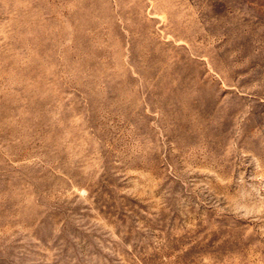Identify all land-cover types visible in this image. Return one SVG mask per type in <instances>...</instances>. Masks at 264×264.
Instances as JSON below:
<instances>
[{
    "label": "rangeland",
    "instance_id": "obj_1",
    "mask_svg": "<svg viewBox=\"0 0 264 264\" xmlns=\"http://www.w3.org/2000/svg\"><path fill=\"white\" fill-rule=\"evenodd\" d=\"M0 264H264V0H0Z\"/></svg>",
    "mask_w": 264,
    "mask_h": 264
}]
</instances>
